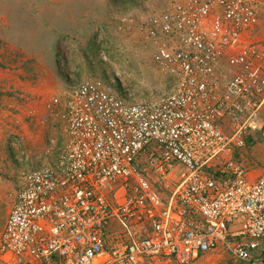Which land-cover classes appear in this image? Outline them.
Returning <instances> with one entry per match:
<instances>
[{
  "label": "built area",
  "instance_id": "obj_1",
  "mask_svg": "<svg viewBox=\"0 0 264 264\" xmlns=\"http://www.w3.org/2000/svg\"><path fill=\"white\" fill-rule=\"evenodd\" d=\"M263 17L264 0H171L130 18L175 82L156 100L68 75L63 99L48 100L66 142L25 176L0 264H192L219 248L264 264V167L250 179L233 159L264 135V47L249 41Z\"/></svg>",
  "mask_w": 264,
  "mask_h": 264
},
{
  "label": "rangeland",
  "instance_id": "obj_2",
  "mask_svg": "<svg viewBox=\"0 0 264 264\" xmlns=\"http://www.w3.org/2000/svg\"><path fill=\"white\" fill-rule=\"evenodd\" d=\"M171 0H0V178L23 182L29 170L44 163L43 152H56L66 142L65 123L48 100L63 99L72 82L112 81L127 102L156 100L171 92L173 78L152 60L131 18L144 21ZM264 47V17L249 34ZM226 69V68H225ZM230 76L233 72L222 69ZM264 74V61L262 63ZM264 108V107H263ZM7 142V148L2 144ZM244 158V151H243ZM41 156L39 161L31 157ZM154 184L163 197L168 189ZM169 186L173 180L168 181ZM153 184V183H152ZM12 197L0 203V226ZM230 230L241 227L237 223ZM257 255V254H256ZM195 264H246L219 248Z\"/></svg>",
  "mask_w": 264,
  "mask_h": 264
},
{
  "label": "crops",
  "instance_id": "obj_3",
  "mask_svg": "<svg viewBox=\"0 0 264 264\" xmlns=\"http://www.w3.org/2000/svg\"><path fill=\"white\" fill-rule=\"evenodd\" d=\"M249 39H250V37H249ZM222 69H224V71L228 70V72L233 71L232 69L227 68V66H225V65L222 66ZM262 115L264 118V108L262 109ZM4 143H5V141L2 142V144L5 145V147H6L7 142H6V144H4ZM39 157L41 158V156H39ZM39 157H37V156L33 157L32 156L30 158V160L31 161H39L40 160ZM233 159H236L237 161H243L244 167L246 168V171H247V175L250 179H253L257 175H259L260 172L262 171L263 167H264V135L260 134V133L249 134L247 141H246V148L244 149V158H243V154L234 153ZM15 177L18 179V172H17V175ZM16 178L11 179V175L8 177V179H4V181H2L0 178V203L4 200L5 197L11 196L12 197L11 205L13 204L18 189L24 183V180H23V182L20 183V185H19V181H16ZM170 180L174 181L175 176H172ZM11 205H10V207H11ZM10 207H9V209H10ZM9 209L7 211L5 218L3 219L2 225L0 226V234L3 231L4 224H5ZM206 254L207 253L199 256V258H197L192 264H195L196 262L201 263L203 261H206L207 260V258L205 257Z\"/></svg>",
  "mask_w": 264,
  "mask_h": 264
}]
</instances>
